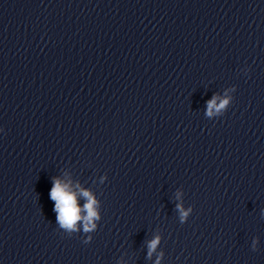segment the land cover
Instances as JSON below:
<instances>
[{
	"label": "clouds",
	"instance_id": "clouds-1",
	"mask_svg": "<svg viewBox=\"0 0 264 264\" xmlns=\"http://www.w3.org/2000/svg\"><path fill=\"white\" fill-rule=\"evenodd\" d=\"M215 103V98L212 101H209V108L211 109ZM227 103V100L223 101L220 107H224ZM219 110V109H217ZM211 114V113H209ZM84 196L88 197L89 193L84 192ZM49 198L54 202L53 211L57 213V221L65 227H72L74 222H76L79 217V206L75 202V197L72 194H67L66 190L61 186L59 180H54L52 188L49 192ZM94 201L90 199V202L84 207L87 209L88 218L91 220L96 217V212L93 210ZM183 215H186L184 213ZM159 239L156 238L149 243V250L152 251L155 249L158 244Z\"/></svg>",
	"mask_w": 264,
	"mask_h": 264
}]
</instances>
